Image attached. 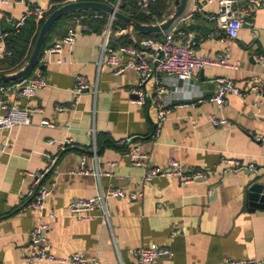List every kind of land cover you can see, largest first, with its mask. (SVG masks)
Instances as JSON below:
<instances>
[{
  "label": "crops",
  "instance_id": "obj_1",
  "mask_svg": "<svg viewBox=\"0 0 264 264\" xmlns=\"http://www.w3.org/2000/svg\"><path fill=\"white\" fill-rule=\"evenodd\" d=\"M68 1L46 0L47 14ZM204 1L189 0L184 14ZM174 2L169 15L174 13ZM237 9L258 30L254 47L250 45L253 38L248 25L242 27L237 39L229 40L216 23L207 20L218 10V2L206 5L192 21L180 23L183 31L216 34L201 45L200 54L214 57L230 50L232 63L240 65L236 70L207 67L196 71L189 84L177 82L179 93H174L171 85L164 99L170 102L172 112L155 137L154 82L144 83L147 100L140 105L134 94L140 82L135 71L116 73L105 65L99 67L106 58L102 53L106 24L94 22L92 32H79L77 41L66 45L61 54L43 53L34 75H45L48 86L31 102L41 111L31 114L29 125L0 131V264H57L26 261L31 252L29 233L41 221L49 225L48 251L60 258L84 253L101 264L128 263L133 259L131 251L157 245L170 249L173 255L155 264H224L227 260L264 264V208H252L247 200L252 182L264 185V142L257 140L264 135V108L256 106L255 95H231L221 109L209 101L219 77L231 78L241 88L254 77L264 81V62L253 59L255 54L264 53V7L241 5ZM0 10L16 20L24 13L25 5L20 0H9L8 5H0ZM72 26L58 29L52 45ZM2 28L8 30L11 25L4 22ZM119 35L112 33L110 44ZM62 59L64 63L59 62ZM78 76L87 79L89 89L74 108L72 90ZM11 85H0V101L26 106L16 91L8 89ZM198 98L206 101L196 108L179 107ZM57 106L67 110L58 112ZM210 114L225 117L232 127H215L208 122ZM45 121L55 127L43 125ZM67 138L74 142L63 146ZM124 139L139 141L155 166H164L175 158L187 170L203 169L213 174L208 180L188 185L159 178L143 189L144 196L138 201L109 199L108 220L69 217L68 205L73 198L93 197L100 188L111 186L126 191L142 189L144 170L134 167L126 157V148L119 145ZM84 155L88 158L83 166ZM49 157H58V161L44 182H56L57 187L43 213L23 211L32 174L44 170ZM223 157L254 163L261 172L224 174ZM82 169L89 174H78ZM112 172L124 179L107 175ZM50 214L55 217L48 218Z\"/></svg>",
  "mask_w": 264,
  "mask_h": 264
},
{
  "label": "built area",
  "instance_id": "obj_2",
  "mask_svg": "<svg viewBox=\"0 0 264 264\" xmlns=\"http://www.w3.org/2000/svg\"><path fill=\"white\" fill-rule=\"evenodd\" d=\"M25 5V11L19 19L13 20L7 17L0 10V59L11 56L12 51L9 49L7 40L20 32L26 25L29 18L34 17L37 26L41 21L47 18V10L45 8L46 0H20ZM82 1L70 0L69 2ZM123 0H115L110 5L120 11V6ZM159 0H134V5L138 12L150 18L152 24H160L167 18L160 21L153 12V6ZM214 2H218V10L207 16V20L216 23L221 31L224 32L226 39L234 40L240 35V31L244 25H248L251 29L253 41L251 46H255V40L258 37V30L251 20H246L244 15L240 13L237 7L241 5H249L254 9L264 7V0H205L202 3L196 4L193 10L188 14H183L172 27L163 32L162 38H143L138 40L132 29L126 30L121 25H115L116 19L107 14V23L105 31V40L102 46V53L106 56L104 61L99 63V67L105 65L113 69L116 73H123L127 70H133L139 77V84L135 89L136 103L144 105L147 98L143 89L144 83L147 80L154 82V102L156 106V121L154 137L159 135L164 123L168 120L172 110L170 102H167L164 97L168 88L173 87L174 93H179L181 88L177 86L178 81L190 83L194 73L203 70L207 67H220L227 69H238L240 63H232L231 51L226 50L214 57H207L199 53L201 45L209 38H214L215 33H207L205 30L183 31L179 25L182 21H192L193 16L197 13H202L205 6ZM9 0H0V5H8ZM66 4V3H65ZM64 5V4H63ZM104 13L99 11H83L78 12L73 16V26L70 27L66 35L59 41L48 47L44 52L50 54H61L66 45H73L77 39L79 32H92L93 23L104 18ZM7 22L11 28L4 30L2 25ZM126 33L133 40L132 44L124 45L119 48H114L110 44L112 33ZM253 59L257 62H264V53L255 54ZM41 60V59H40ZM39 60V61H40ZM64 63L65 60H59ZM165 79L174 80V83L166 82ZM217 89L209 98L211 103H214L220 109L228 103V97L231 95L248 96L255 95L257 98V107L264 108V81L261 77L251 79L245 88L239 85L231 78L219 77L216 79ZM48 86V79L45 75H33L27 80L19 83H14L8 89L17 92L18 97L27 102L26 106L21 107L18 104H11L7 101H0V131L17 127L25 126L31 123V114L36 111H41L39 108L32 107L31 102L35 99L37 93ZM6 88L2 87L1 90ZM89 89V82L84 76H78L75 87L72 90L73 101L72 107H77L80 98L84 91ZM206 99L198 98L189 102L181 103L180 108H196L199 104L205 102ZM67 110V107L57 106L56 111L62 112ZM208 122L215 127L230 128L232 122L225 117H220L217 114L207 116ZM43 125L55 127L53 123L47 121ZM258 141L264 142V135L257 138ZM74 140L67 138L63 142V146L72 144ZM54 143V141H51ZM120 146L126 148V157L131 164L139 169L144 170L141 176L139 191H126L122 188L111 186L107 190H98V193L93 197L88 198H73L68 205V216L77 220H95L109 219V211L107 201L109 199H129L138 201L144 196L143 189L159 178H172L183 185H188L201 180H208L212 176L211 171L196 169L187 170L185 166L177 159L171 158L164 166H155L151 163L149 155L141 149L139 141L124 139L119 142ZM48 157V156H47ZM87 156L82 157V165L87 161ZM96 158V154H95ZM58 157H49L48 165L44 170L32 174L33 182L28 193L27 201L23 206V211H35L43 213L46 208L49 197L53 194L57 187L56 182L45 184L47 176L57 164ZM221 162L225 164L223 169L224 174L239 173L244 170L260 173L261 170L254 163L245 164L239 159L223 157ZM116 164L113 163L112 166ZM80 175H88L89 171L82 169L78 171ZM108 176L115 179H124V176L115 173H107ZM134 177L130 176L129 179ZM54 214H50L48 218H54ZM49 225L47 222L41 221L29 233L31 252L26 258L29 263L46 262L57 264H101L99 259L88 257L84 253H75L67 258H60L50 253L47 248V231ZM175 232L174 235H177ZM132 260L128 263L120 261L118 264H155L161 258L172 256L173 252L168 248L151 245L150 247L135 249L131 251ZM224 264H241L240 261L227 260Z\"/></svg>",
  "mask_w": 264,
  "mask_h": 264
},
{
  "label": "trees",
  "instance_id": "obj_3",
  "mask_svg": "<svg viewBox=\"0 0 264 264\" xmlns=\"http://www.w3.org/2000/svg\"><path fill=\"white\" fill-rule=\"evenodd\" d=\"M92 1H100V2L107 3L109 5L111 3L115 2V0H92ZM173 1L174 0H159L158 3H156L153 6V12L160 21L164 20L165 18H167L169 16L170 8H171ZM61 6L62 5H57V6L53 7L51 9V12L56 10L57 8L61 7ZM120 12H122L123 14L131 17L133 20L138 21L140 23H143V24H152L153 23V21L150 18L145 17L138 12V10L136 9V7L134 5V0H123L121 3V6H120ZM77 13L78 12H75L73 14L64 16L63 18H61L60 20H58L54 24V26L50 30V32H49V34L45 40L40 59H41L44 51L52 45L53 34L58 29H60L64 26L65 27L71 26L73 23V16L76 15ZM48 15H47V17H48ZM104 15H105L104 18L102 20L98 21L99 26L100 25L103 26L107 22V14L104 13ZM45 20L46 19L41 21L40 24L37 26V24L35 22V18L31 17L28 19L26 25L20 30V32L18 34L8 38L7 44H8L9 49L12 51V55L5 57L3 59H0V73H5V74L13 73L15 71H18L19 69H21L24 66L25 62L28 61V59H29V57L33 51L36 40L38 38L39 31H40L43 23L45 22ZM115 25H121V26H123V28L125 30L128 28L126 24H124L123 22L118 21V20L115 22ZM124 32L125 33L119 35V37L117 39L112 40L113 42L111 43V45L113 47L124 46V45H129V44L133 43V40L131 39L130 35H128L126 33V31H124ZM134 34L138 40H141L143 38H153V37L154 38H162V36H163V33H158V34L134 33ZM39 67H40V62L38 61L33 72H31L23 80H27V79L31 78L34 75L36 69H38ZM23 80L14 81V82H1L0 81V85L19 83V82H22Z\"/></svg>",
  "mask_w": 264,
  "mask_h": 264
},
{
  "label": "water",
  "instance_id": "obj_4",
  "mask_svg": "<svg viewBox=\"0 0 264 264\" xmlns=\"http://www.w3.org/2000/svg\"><path fill=\"white\" fill-rule=\"evenodd\" d=\"M189 0H175L174 5V13L169 16L164 22L160 24H143L138 21L133 20L131 17L123 14L118 11L111 5L100 2V1H92V0H82V1H74L69 2L56 10L52 11L45 22L43 23L38 38L36 40L33 51L24 65V67L14 73H0V81L1 82H14L23 80L27 77L33 70L35 69L45 43V40L54 26V24L63 18L64 16L73 14L75 12H83V11H99L105 14L110 15L112 18L123 22L127 25L128 28L132 29L134 33L139 34H158L168 31L172 25L185 13L188 7ZM183 81H180V84ZM247 200L249 206L252 208H264V185L252 182L248 188L247 192Z\"/></svg>",
  "mask_w": 264,
  "mask_h": 264
},
{
  "label": "rangeland",
  "instance_id": "obj_5",
  "mask_svg": "<svg viewBox=\"0 0 264 264\" xmlns=\"http://www.w3.org/2000/svg\"><path fill=\"white\" fill-rule=\"evenodd\" d=\"M25 64H26V62H25ZM25 64H24V65H25Z\"/></svg>",
  "mask_w": 264,
  "mask_h": 264
}]
</instances>
